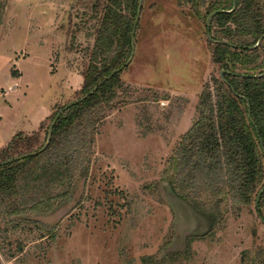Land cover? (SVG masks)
Listing matches in <instances>:
<instances>
[{"label": "rangeland", "instance_id": "rangeland-1", "mask_svg": "<svg viewBox=\"0 0 264 264\" xmlns=\"http://www.w3.org/2000/svg\"><path fill=\"white\" fill-rule=\"evenodd\" d=\"M95 3L1 0L0 152L18 136L41 144L52 113L81 98ZM206 20L177 0H143L134 55L91 136L88 169L49 213L0 214V264H249L264 247L253 204L206 235L205 219L171 190L168 160L219 77Z\"/></svg>", "mask_w": 264, "mask_h": 264}, {"label": "trees", "instance_id": "trees-1", "mask_svg": "<svg viewBox=\"0 0 264 264\" xmlns=\"http://www.w3.org/2000/svg\"><path fill=\"white\" fill-rule=\"evenodd\" d=\"M137 3L96 0L100 16L81 97L128 59ZM232 4L233 0H177L178 7H188L198 18L220 11L211 18L209 33L213 41L225 42L208 40L210 61L219 73L225 72L226 83L213 78L212 88L202 90L197 117L168 160L172 193L205 219L206 235L232 212L251 204L264 222V190L260 195L264 188V39L258 48L250 49L264 36V0H235V10L228 13ZM119 75L57 118L42 153L0 166V214H47L57 200L73 194L76 176L89 167L91 136L104 114L116 106ZM242 98L249 104V114ZM63 107L52 113L50 123ZM34 135L13 139L0 152V163L37 151L46 138L40 144ZM249 264H264V247Z\"/></svg>", "mask_w": 264, "mask_h": 264}, {"label": "water", "instance_id": "water-1", "mask_svg": "<svg viewBox=\"0 0 264 264\" xmlns=\"http://www.w3.org/2000/svg\"><path fill=\"white\" fill-rule=\"evenodd\" d=\"M142 2L143 0H138V3H137V9H136V15H135V18H134V22H133V27H132V31H131V34H130V54H129V57L128 59L117 69H115L114 71H112L107 77H105L101 82H99L95 87H93L86 95H84L83 97H81L80 99L76 100V101H73L71 103H69L68 105H66L65 107H63V109H61L54 117V119L51 121V123L49 124L48 126V129H47V135H46V140L45 142L43 143V145L35 152L33 153H30V154H27V155H23V156H20V157H14L12 159H9L7 160L6 162L4 163H0V166L2 165H5V164H10V163H13V162H16L18 160H22L24 158H27V157H32V156H36L40 153H42L49 145L50 143V140H51V134H52V129H53V126L57 120V118L64 112L66 111L68 108L86 100L89 96H91L96 90L98 87H100L104 82L108 81L109 79H111L114 75L120 73L125 67H127L129 65V63L131 62L132 58H133V55H134V35H135V30H136V27H137V24H138V21H139V17H140V13H141V8H142ZM236 8V4H235V0H233V4H232V9L228 12V13H231L235 10ZM220 11L218 12H214L212 14H210L208 17H207V20H206V35H207V39L211 42V43H221V44H225L224 41H220V42H215L211 39V36H210V33H209V24H210V20L211 18L216 14V13H219ZM264 39V36L260 37L256 43L255 46L251 47L250 49H256L258 48V46L260 45V43L262 42V40ZM225 72L224 71H221L219 73V77L221 78V80L223 82H225V80L223 79V74ZM261 76H264V73L261 75ZM226 83V82H225ZM245 100V102L247 103V107H248V114H249V104L247 102V100L245 98H242ZM263 190L264 188L262 189V191L260 192V195L263 193ZM259 195V196H260ZM258 203V200L256 201V204ZM260 219V222L262 223V225L264 226V222L261 218Z\"/></svg>", "mask_w": 264, "mask_h": 264}, {"label": "crops", "instance_id": "crops-1", "mask_svg": "<svg viewBox=\"0 0 264 264\" xmlns=\"http://www.w3.org/2000/svg\"><path fill=\"white\" fill-rule=\"evenodd\" d=\"M21 79H22L21 77L13 78L11 81V85L13 87H11V88L15 89L16 87H18V83L21 81ZM47 80L49 81V84H51V83L53 84L54 82L57 84V78H55L54 76L49 75V77H47ZM49 111H50V109L48 107H46V109L42 113V117H43L42 121H44L47 118ZM42 121L40 123H42Z\"/></svg>", "mask_w": 264, "mask_h": 264}]
</instances>
